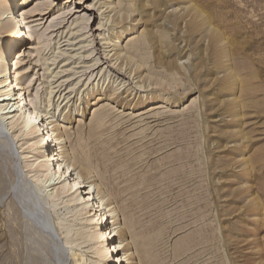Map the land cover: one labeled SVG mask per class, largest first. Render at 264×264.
<instances>
[{
  "label": "rangeland",
  "instance_id": "1",
  "mask_svg": "<svg viewBox=\"0 0 264 264\" xmlns=\"http://www.w3.org/2000/svg\"><path fill=\"white\" fill-rule=\"evenodd\" d=\"M40 1L15 81L123 263L264 264V0ZM18 135L0 124V264H114Z\"/></svg>",
  "mask_w": 264,
  "mask_h": 264
},
{
  "label": "bare ground",
  "instance_id": "2",
  "mask_svg": "<svg viewBox=\"0 0 264 264\" xmlns=\"http://www.w3.org/2000/svg\"><path fill=\"white\" fill-rule=\"evenodd\" d=\"M13 1L15 0L0 1V25L6 33V39L2 41V46L0 48V124L8 126L11 137L17 140L16 142H19L20 148H22L20 139H23H19L17 136L21 135H18V132L23 129V133L29 143L27 148H30L32 155L35 156V159L32 160V164L37 160V171L42 172V176L40 175V177L44 179V184L48 182L47 185H54L52 189H56L55 184H58V191L61 193L66 192L67 203L73 202L81 208L86 209L87 213L91 212L93 215L95 211L92 213L91 207L96 206L95 221L96 227L99 225L98 237L102 238L104 236L105 240L108 238L114 240L112 243L108 241L107 245H105V243L100 245L99 250L100 252H104L105 248L108 254L111 252V260L114 261V264H125V262L123 263V259L125 261L131 258H123V256H125L123 246L121 247L120 244H115V236L117 233H113V231L109 230L106 232V227H103V218L106 213L102 212V199L94 200L95 190L92 188V183L84 184L82 180H79L80 175H78V172L72 173V170L69 169V165H67L66 160L63 158L62 149L57 150V137H55L53 131L51 132L45 129V120L48 118L46 114L48 112L45 111L44 115L37 114L33 105L29 104L23 88H20L15 81L22 56L21 49L24 51L28 47L27 44L30 40V35L28 34V36L26 34L28 32L27 27L30 23H34V21L40 19L35 17L40 14L37 11L38 5L40 4L35 3L34 6L28 10L33 1L36 0H22L21 2L18 0L16 6L20 5V8L15 10L16 6L14 7L11 4ZM53 2L54 0L50 2L40 1L41 4L45 5H50ZM25 16L31 18L28 20V24L24 21ZM29 27L32 28L31 26ZM23 41H25V46L23 45ZM18 43L22 45L16 49ZM103 53H105L104 59L108 60V52L106 53L104 50ZM23 106L25 107L23 108ZM20 157L21 155L15 159L16 168V160H19ZM49 159H51L52 162L49 161ZM53 193L52 191V193H49L50 195H47L52 196ZM89 205L90 208H88ZM100 205L102 208H100ZM97 216L99 217L97 218ZM52 232V237L54 239L56 237L53 228ZM110 246H113L111 250ZM113 253L115 256H113Z\"/></svg>",
  "mask_w": 264,
  "mask_h": 264
}]
</instances>
